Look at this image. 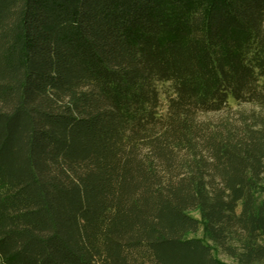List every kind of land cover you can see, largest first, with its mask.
I'll list each match as a JSON object with an SVG mask.
<instances>
[{"label":"trees","instance_id":"trees-1","mask_svg":"<svg viewBox=\"0 0 264 264\" xmlns=\"http://www.w3.org/2000/svg\"><path fill=\"white\" fill-rule=\"evenodd\" d=\"M231 98L264 104V0H0V264H264Z\"/></svg>","mask_w":264,"mask_h":264},{"label":"rangeland","instance_id":"rangeland-1","mask_svg":"<svg viewBox=\"0 0 264 264\" xmlns=\"http://www.w3.org/2000/svg\"><path fill=\"white\" fill-rule=\"evenodd\" d=\"M163 89L169 88L168 83L162 84ZM230 104L232 106L231 110H226L222 112L217 113H210L208 115H205L204 117H208L212 120H221L223 118H237L240 119V117H247L248 115L257 116L264 120V104L260 105L257 103H237L234 99H230ZM191 214L197 218H200V214L198 211H191ZM190 236H197L201 237L203 236V230L202 228L194 234H191ZM220 258L224 260L227 264H237L236 261L233 259L226 257L224 255H220Z\"/></svg>","mask_w":264,"mask_h":264}]
</instances>
